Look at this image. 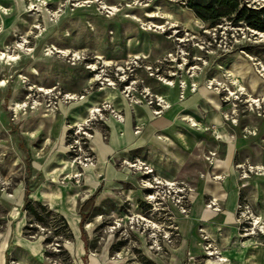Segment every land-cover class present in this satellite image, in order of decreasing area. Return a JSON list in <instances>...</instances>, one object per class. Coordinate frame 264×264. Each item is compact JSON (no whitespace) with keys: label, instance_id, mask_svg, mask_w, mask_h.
Listing matches in <instances>:
<instances>
[{"label":"rangeland","instance_id":"1","mask_svg":"<svg viewBox=\"0 0 264 264\" xmlns=\"http://www.w3.org/2000/svg\"><path fill=\"white\" fill-rule=\"evenodd\" d=\"M263 68L264 33L203 22L184 0H0V235L36 240L38 264H264ZM162 88L223 105L221 125L190 122L207 145L172 178L130 151L100 161L92 141L124 119L114 101L158 115ZM237 138L246 157L213 174ZM208 178L228 190L214 196ZM26 198L67 229L43 213L26 236Z\"/></svg>","mask_w":264,"mask_h":264},{"label":"crops","instance_id":"2","mask_svg":"<svg viewBox=\"0 0 264 264\" xmlns=\"http://www.w3.org/2000/svg\"><path fill=\"white\" fill-rule=\"evenodd\" d=\"M159 91L169 101L170 106L158 115H154L147 105L130 106L121 98L114 101L113 105L122 111L124 119L120 122L112 116L108 117L104 121L108 128L107 139L99 137L92 141L93 152L100 161L106 162L117 154L130 151L142 156L157 173L172 178L181 171L190 154L207 145V134L201 129L192 128L191 123L219 126L224 121L223 105L215 98L219 106L210 103L208 97L211 95L202 88L196 93H190L183 101H178L176 94L169 89L162 88ZM202 94H207V100L202 99ZM136 126L138 132L134 131ZM210 147L216 150L219 147L218 141L211 139ZM224 147L225 156L216 164L213 174L228 175L236 152L246 157V139L228 141ZM229 185L226 178L221 182L208 178L205 181V190L217 196L228 190ZM234 193L233 188H230L227 204L229 213L233 208ZM36 242L22 235H0V264H7L8 256L16 259L19 264H38L41 251Z\"/></svg>","mask_w":264,"mask_h":264},{"label":"trees","instance_id":"3","mask_svg":"<svg viewBox=\"0 0 264 264\" xmlns=\"http://www.w3.org/2000/svg\"><path fill=\"white\" fill-rule=\"evenodd\" d=\"M186 7L203 22H210L211 25L222 21H228L231 25L237 26L243 24L252 30L264 33V5L255 8L249 7L242 3L241 0H184ZM23 209L26 213L27 221L24 225V234L28 233L35 227L31 223L45 224L44 214L52 215L61 226L67 229L65 219L62 215L54 213L45 205L34 202L26 198L23 203ZM83 218V217H82ZM69 237L71 235H68ZM87 250V245L85 244ZM86 261V253L84 256Z\"/></svg>","mask_w":264,"mask_h":264},{"label":"bare ground","instance_id":"4","mask_svg":"<svg viewBox=\"0 0 264 264\" xmlns=\"http://www.w3.org/2000/svg\"><path fill=\"white\" fill-rule=\"evenodd\" d=\"M103 7H104V6H103ZM110 8H111L112 10H115V8H114L113 5H111ZM146 15L149 16V17H155V16H156L154 13H151V12L147 13ZM167 17H169V16H167ZM134 19H136V18H134ZM5 55H6V57H7L8 59H12V56H11L10 54H3V56H5ZM263 69H264V68H263ZM168 84H171V82L169 81ZM240 90L243 91L244 88L241 87ZM251 100H252L253 102L256 101V99H252V98H251ZM253 102H252V103H253ZM255 103H256V102H255ZM166 105H167V104H166L165 102H163V106H166ZM15 108H16V106H15ZM94 111H98V110H97L96 108L91 109V112H94ZM192 125H193V123H192ZM217 178H219V177H216V179H217Z\"/></svg>","mask_w":264,"mask_h":264},{"label":"built area","instance_id":"5","mask_svg":"<svg viewBox=\"0 0 264 264\" xmlns=\"http://www.w3.org/2000/svg\"><path fill=\"white\" fill-rule=\"evenodd\" d=\"M182 86L184 87V85H182ZM192 86H194V85H192ZM154 100H155V103L158 106H160L162 109L163 108V102H165L164 99L161 96H154ZM153 102H154L153 99L150 98L149 104H153ZM158 112H160V111H155V113H158Z\"/></svg>","mask_w":264,"mask_h":264}]
</instances>
